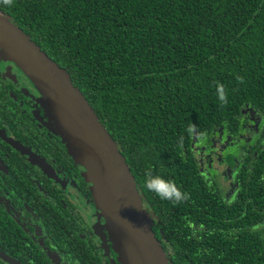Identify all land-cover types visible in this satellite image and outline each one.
<instances>
[{
  "label": "trees",
  "instance_id": "obj_1",
  "mask_svg": "<svg viewBox=\"0 0 264 264\" xmlns=\"http://www.w3.org/2000/svg\"><path fill=\"white\" fill-rule=\"evenodd\" d=\"M0 12L92 107L171 264H264L255 206L227 219L193 198L189 154L195 133L233 127L259 98L264 107V0H0Z\"/></svg>",
  "mask_w": 264,
  "mask_h": 264
},
{
  "label": "flooded vegetation",
  "instance_id": "obj_2",
  "mask_svg": "<svg viewBox=\"0 0 264 264\" xmlns=\"http://www.w3.org/2000/svg\"><path fill=\"white\" fill-rule=\"evenodd\" d=\"M262 102L246 105L233 127L195 133L189 154L193 198L206 197L207 209L222 207L227 219L230 208L244 218L252 203L253 228L264 240ZM50 117L31 81L0 58V264H120L85 169ZM197 233L194 224L191 235Z\"/></svg>",
  "mask_w": 264,
  "mask_h": 264
},
{
  "label": "water",
  "instance_id": "obj_3",
  "mask_svg": "<svg viewBox=\"0 0 264 264\" xmlns=\"http://www.w3.org/2000/svg\"><path fill=\"white\" fill-rule=\"evenodd\" d=\"M0 58L14 63L40 94L54 132L84 169L120 264H171L125 158L69 74L0 12Z\"/></svg>",
  "mask_w": 264,
  "mask_h": 264
},
{
  "label": "clouds",
  "instance_id": "obj_4",
  "mask_svg": "<svg viewBox=\"0 0 264 264\" xmlns=\"http://www.w3.org/2000/svg\"><path fill=\"white\" fill-rule=\"evenodd\" d=\"M161 182L157 179H149L148 181H146V186L150 189V190H153V191H156L158 194H161L163 195L165 198L170 196V195H176L177 197L179 196V193L178 192H175V190H173L172 192H164V193H160L159 192V188H158V185L160 184Z\"/></svg>",
  "mask_w": 264,
  "mask_h": 264
}]
</instances>
